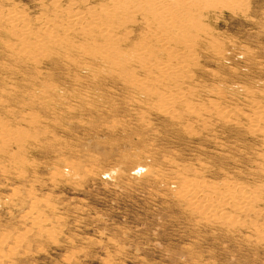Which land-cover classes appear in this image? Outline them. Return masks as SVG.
<instances>
[{
    "label": "rangeland",
    "instance_id": "374dc122",
    "mask_svg": "<svg viewBox=\"0 0 264 264\" xmlns=\"http://www.w3.org/2000/svg\"><path fill=\"white\" fill-rule=\"evenodd\" d=\"M223 1L174 36L193 111L164 112L122 78L159 89L152 68L95 54L101 26L123 51L154 42L141 12L124 26L111 0H0L1 264H264L261 236L181 195L183 181H232L258 192L245 220L264 225V144L233 113L264 108V0Z\"/></svg>",
    "mask_w": 264,
    "mask_h": 264
},
{
    "label": "bare ground",
    "instance_id": "6f19581e",
    "mask_svg": "<svg viewBox=\"0 0 264 264\" xmlns=\"http://www.w3.org/2000/svg\"><path fill=\"white\" fill-rule=\"evenodd\" d=\"M232 2L235 3V0L223 1L225 5H229ZM211 3V0H111L110 12L125 13V17L122 16L120 18V25L125 26L127 22L129 23L134 19L136 13L141 12V29H146L147 27L153 29L154 42L148 40V43L136 46L134 52H131V47L123 51L120 47H113L115 42L113 43L112 39H119V35L113 34V31L107 29L106 26H101L99 32L102 35V39L100 40L99 48H97L98 50L93 47L89 49L95 50V54H98L102 63L108 65V68L114 66L120 69L121 65H123L124 70L127 71L126 68L128 66L124 65V63L129 64L131 62L139 63L146 70L152 68L157 73V77L151 83L155 84L157 81L159 89H155L156 85L149 86L147 82L139 84L131 80L128 73L122 77L123 81L131 87L134 86L137 92L149 93L150 96H153L151 95L152 93L160 94L158 96L162 99V103L160 101L159 104L162 105H158L160 106L159 110L170 112L172 105H182L183 99L187 95V92L185 93L186 89L182 85L185 83L189 68L188 64L182 59L184 50L179 48L173 50L170 48L173 43H176L174 36L178 37L181 35L184 37L191 32L190 27L192 26L194 31H202V27L191 25L190 22L192 19L200 20V17L204 15V11L208 9L207 7ZM206 35L208 34L206 33ZM179 42L182 41L180 40ZM186 48L188 49L189 47ZM120 51H123L122 55L124 58L120 57ZM173 82H175L174 85H172ZM181 87L185 89L183 90L184 92L180 89ZM146 96L150 98L148 95ZM183 105V109L185 108L189 112L193 111V105ZM246 105H248L250 115L235 109L233 113L235 115L237 113L238 116L241 115L242 117H252V121L248 124V132L259 136L264 144V108L250 103ZM214 111L225 122L232 121L231 123H234L235 119L232 120L230 118V111L225 109H214ZM5 141L8 143L14 142L12 138ZM259 172L264 173V170H259ZM225 181L221 182V186H208L209 189L206 188L207 183L202 181H183L181 186L183 193L181 195L191 196L190 204L196 217L202 219L212 217L220 220L224 225L246 227L250 232H255L256 236L258 234L264 240V225L246 223L245 220L246 214L250 212H254L256 216H259L258 207L255 204L260 202V197L257 195L258 192L254 191L255 193H252V189H250V192L243 193L245 191L239 185L231 183L232 181ZM3 253H0V264L5 256H3Z\"/></svg>",
    "mask_w": 264,
    "mask_h": 264
}]
</instances>
